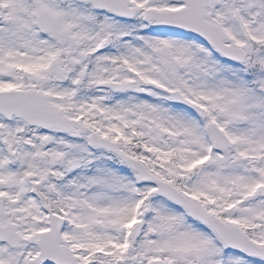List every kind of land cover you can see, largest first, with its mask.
Instances as JSON below:
<instances>
[{
	"label": "snow or ice",
	"instance_id": "1",
	"mask_svg": "<svg viewBox=\"0 0 264 264\" xmlns=\"http://www.w3.org/2000/svg\"><path fill=\"white\" fill-rule=\"evenodd\" d=\"M0 264H264V0H0Z\"/></svg>",
	"mask_w": 264,
	"mask_h": 264
}]
</instances>
